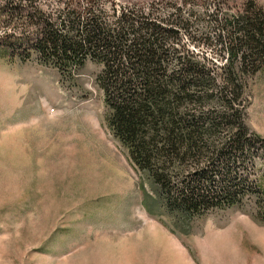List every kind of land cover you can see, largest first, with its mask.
Here are the masks:
<instances>
[{
	"label": "rangeland",
	"instance_id": "rangeland-1",
	"mask_svg": "<svg viewBox=\"0 0 264 264\" xmlns=\"http://www.w3.org/2000/svg\"><path fill=\"white\" fill-rule=\"evenodd\" d=\"M38 1L53 17L63 0ZM177 1L190 22L178 42L216 61L225 57L220 12L252 2L264 14V0ZM7 17L0 11V264H264V62L248 84L251 151L207 178L188 175L193 165L177 177L195 193L223 190L232 178L233 202L192 214L159 199L106 128L97 65L64 76L8 55L4 33L21 26ZM200 33L207 41L191 38Z\"/></svg>",
	"mask_w": 264,
	"mask_h": 264
},
{
	"label": "trees",
	"instance_id": "trees-1",
	"mask_svg": "<svg viewBox=\"0 0 264 264\" xmlns=\"http://www.w3.org/2000/svg\"><path fill=\"white\" fill-rule=\"evenodd\" d=\"M83 1L63 0L51 17L38 0H4L0 11L21 26L17 34L3 32L8 55L35 59L64 76L79 74L86 62L97 65L92 73L104 124L132 166L160 188L157 197L192 214L232 203V178L228 188L195 193L178 188L177 177L186 178L187 165L194 166L188 175L202 178L217 164L228 170L257 140L244 116L249 80L264 62L263 12L252 2L220 12L225 57L216 61L178 42L179 30L190 25L181 1ZM191 38L208 39L204 33Z\"/></svg>",
	"mask_w": 264,
	"mask_h": 264
}]
</instances>
